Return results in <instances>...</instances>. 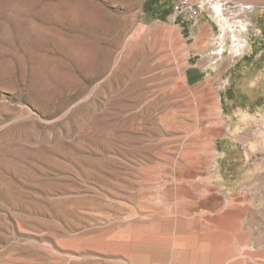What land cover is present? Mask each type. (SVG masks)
Wrapping results in <instances>:
<instances>
[{"label":"rangeland","instance_id":"rangeland-1","mask_svg":"<svg viewBox=\"0 0 264 264\" xmlns=\"http://www.w3.org/2000/svg\"><path fill=\"white\" fill-rule=\"evenodd\" d=\"M166 4L0 0V264H264V31L189 86Z\"/></svg>","mask_w":264,"mask_h":264},{"label":"crops","instance_id":"crops-1","mask_svg":"<svg viewBox=\"0 0 264 264\" xmlns=\"http://www.w3.org/2000/svg\"><path fill=\"white\" fill-rule=\"evenodd\" d=\"M164 1L168 2L167 10L172 12V0H156L157 3ZM194 1L199 9L197 17H185L180 22L173 23L174 28L185 31L188 44L184 80L189 86L219 87L225 82L224 73L238 64V60L231 57L239 55L236 51L240 50L242 39L246 43L240 56H254L256 49H261L263 44L260 43L259 33L264 31V0ZM218 9L222 13L221 17H218ZM260 216V223L256 224L261 229L264 207L261 208ZM261 238L264 239V236Z\"/></svg>","mask_w":264,"mask_h":264},{"label":"bare ground","instance_id":"bare-ground-1","mask_svg":"<svg viewBox=\"0 0 264 264\" xmlns=\"http://www.w3.org/2000/svg\"><path fill=\"white\" fill-rule=\"evenodd\" d=\"M219 14L218 17H221L222 13L220 12V10L218 9L217 10ZM217 13V14H218ZM223 17V16H222ZM224 18V17H223ZM225 19V18H224ZM227 24V23H225ZM240 29V28H239ZM242 32V31H241ZM246 34V33H245ZM241 35V34H240ZM240 37V36H239ZM240 40V39H239ZM236 45V44H235ZM257 75H260L259 77H255V80H253V82H257L258 84V87L261 86L262 90H264V63H263V68L262 70H260V72L257 74ZM256 75V76H257ZM246 88V86L244 87V89ZM259 89V88H258ZM247 91V90H246ZM255 91V89L253 90ZM252 91V92H253ZM259 91V90H258ZM250 93V92H249ZM257 93V92H256ZM254 94V93H252ZM255 95V94H254ZM253 96V95H252ZM251 96V97H252ZM257 114H251L249 112H247L246 110H241V109H238L237 111H235V113L239 112V117L235 118L232 117V115L230 116V121H229V125L231 127V131L233 134H235L239 128L243 125H246L247 123L249 122H254L255 123V126H258V129H259V136L260 138L258 139V137L254 136V138H251V141L249 142V145L252 147V148H255L258 147V142L260 140V142L262 144H264V109L263 110H257ZM253 113V112H252ZM238 115V114H237ZM253 137V136H252ZM225 142H228L227 140L224 141ZM261 146V144H260ZM222 155L223 154H226L225 151H222L221 153ZM261 166L257 165L255 168L256 169H259ZM215 172V171H214ZM216 174H217V177L220 176V175H223V167L222 165L218 164V167L216 168ZM220 178V177H218Z\"/></svg>","mask_w":264,"mask_h":264},{"label":"built area","instance_id":"built-area-1","mask_svg":"<svg viewBox=\"0 0 264 264\" xmlns=\"http://www.w3.org/2000/svg\"><path fill=\"white\" fill-rule=\"evenodd\" d=\"M199 14V9L196 3L190 0H178L172 10L174 18L185 16L188 18H195Z\"/></svg>","mask_w":264,"mask_h":264}]
</instances>
